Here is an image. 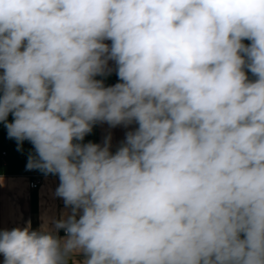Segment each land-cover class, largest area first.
<instances>
[{
  "label": "clouds",
  "instance_id": "clouds-1",
  "mask_svg": "<svg viewBox=\"0 0 264 264\" xmlns=\"http://www.w3.org/2000/svg\"><path fill=\"white\" fill-rule=\"evenodd\" d=\"M0 126L62 202L0 264H264V0H0Z\"/></svg>",
  "mask_w": 264,
  "mask_h": 264
},
{
  "label": "crops",
  "instance_id": "crops-1",
  "mask_svg": "<svg viewBox=\"0 0 264 264\" xmlns=\"http://www.w3.org/2000/svg\"><path fill=\"white\" fill-rule=\"evenodd\" d=\"M107 125L97 126L92 135L86 140L101 142L107 134ZM113 144L123 138L124 130H112ZM25 153L16 150V143L7 138L6 130L0 126V176L5 178L6 186L0 188V227L11 228L31 218L33 227H39L41 215L53 204L62 207V202L52 201L49 188H54L58 182L55 178L47 180L43 176V183L36 189L30 187L28 170H26L27 149L30 145L25 143ZM41 174V173H40Z\"/></svg>",
  "mask_w": 264,
  "mask_h": 264
},
{
  "label": "built area",
  "instance_id": "built-area-1",
  "mask_svg": "<svg viewBox=\"0 0 264 264\" xmlns=\"http://www.w3.org/2000/svg\"><path fill=\"white\" fill-rule=\"evenodd\" d=\"M28 176L30 179V187L32 189L38 188L43 183V175L38 171H28Z\"/></svg>",
  "mask_w": 264,
  "mask_h": 264
},
{
  "label": "trees",
  "instance_id": "trees-1",
  "mask_svg": "<svg viewBox=\"0 0 264 264\" xmlns=\"http://www.w3.org/2000/svg\"><path fill=\"white\" fill-rule=\"evenodd\" d=\"M115 82H117V77L115 74H113L111 77L108 78L107 83L114 84Z\"/></svg>",
  "mask_w": 264,
  "mask_h": 264
}]
</instances>
